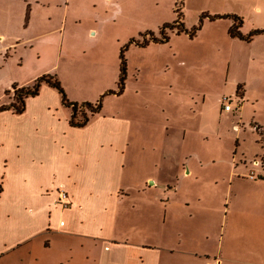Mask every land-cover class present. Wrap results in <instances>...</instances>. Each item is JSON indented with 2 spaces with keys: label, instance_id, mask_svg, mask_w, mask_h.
<instances>
[{
  "label": "rangeland",
  "instance_id": "374dc122",
  "mask_svg": "<svg viewBox=\"0 0 264 264\" xmlns=\"http://www.w3.org/2000/svg\"><path fill=\"white\" fill-rule=\"evenodd\" d=\"M47 1L49 6H37L38 18L47 15L48 28L60 29L41 38L34 48H22L17 64L38 74L34 80L54 75L67 100L82 107L78 114L84 111L89 120L81 128L68 125L77 129L74 134L84 137L103 130L99 126L105 122L121 135V143H102L109 146L117 172L106 186H96L116 204L108 237L144 245L154 263L156 257L163 260L159 264L166 260L220 264L222 258H250L257 248L252 242L256 233L248 224L255 222L248 216L254 208L240 203L245 199L236 200L233 207H237L229 213L227 196L233 171L244 169L246 180H252V174L264 181V33L255 36L253 47L231 49L229 19L207 16L237 15L245 34L264 30V0ZM178 4L186 30L203 18L195 36L190 39L188 33L167 29V41L140 46L144 39L150 40L145 32L159 38L158 29L177 19ZM122 51L123 92L108 94L118 90ZM238 56L245 59L244 65L238 64ZM239 79L242 82H234ZM42 85L46 87L33 101L46 103V110L29 107L25 116L41 113L54 118L56 125L63 114L69 120L71 107L61 102L56 89ZM237 85L244 86L243 101L235 95ZM51 95L55 106L50 104ZM100 99V113L91 115L84 104ZM224 99L232 107V118L221 119L213 111ZM92 187L81 183L89 212L95 205L89 200ZM42 226L44 233L53 228L48 222ZM56 242L61 253L64 243L59 237Z\"/></svg>",
  "mask_w": 264,
  "mask_h": 264
},
{
  "label": "crops",
  "instance_id": "0c3cea01",
  "mask_svg": "<svg viewBox=\"0 0 264 264\" xmlns=\"http://www.w3.org/2000/svg\"><path fill=\"white\" fill-rule=\"evenodd\" d=\"M49 4L50 1L47 0H0V105L11 101L5 92L10 91L13 85L30 86L38 76L30 69L23 70V65L17 63L22 57V48H34L41 38L60 29L59 25L48 28L51 19L47 15L40 20L38 18L37 6ZM229 24H232L231 20ZM228 37L231 49L239 51L250 45L253 47L255 42V37L250 42ZM262 39L264 42V37ZM63 41L64 35L61 47ZM238 58V64L244 65L245 59L240 56ZM60 60L61 54L59 63ZM241 68L244 69V66ZM57 76L62 81L58 71ZM234 82H242V79ZM45 87H40L38 95ZM244 95L243 86L241 101L244 100ZM34 98L26 99L25 109L21 114H12L10 111L0 113V264L162 262L156 257L154 263L144 245L122 243L108 237L113 230L116 204L109 201L111 196L106 190H99L96 186H106L117 168L115 165L114 170L111 165L109 146L104 147L102 143L111 140L121 143V135L112 131V126L108 127L98 119H94V122H100L99 127L105 128L82 137L74 134L73 130L77 129L68 126L65 114L60 117L57 125L54 118L51 121L41 113L37 117L25 116L29 107H36L41 111L47 107L46 103L34 102ZM202 101L205 103V96ZM56 103L57 100L51 95L50 104L55 106ZM219 104L218 101L213 109L215 114L221 119L232 118V109L224 111L223 104ZM246 177L248 175L244 169L232 172L227 201L229 213H233V209L237 207H233L236 200L245 199L240 203L248 202L254 208L248 216L255 219V222L248 224L252 225L249 229L256 233L252 242L257 248L250 254V258H222L220 264H264V181L254 178L246 180ZM82 182L94 186V191L90 194L93 197L89 199L95 202L91 212L87 210L88 200L86 202L82 197ZM154 184L155 187L159 186L157 181ZM60 185L70 201V205L65 208L56 203L57 188ZM236 186L239 188L235 189ZM44 222L53 227L46 230L47 233L41 229ZM38 227V230L32 231ZM72 236L85 240H75L73 243L67 239ZM57 237L59 242L64 243L60 247L61 253L56 251ZM43 238L47 240L41 241ZM65 250L71 254L65 253ZM211 263L206 261L204 264ZM164 264L193 263L166 260Z\"/></svg>",
  "mask_w": 264,
  "mask_h": 264
},
{
  "label": "trees",
  "instance_id": "16d2710c",
  "mask_svg": "<svg viewBox=\"0 0 264 264\" xmlns=\"http://www.w3.org/2000/svg\"><path fill=\"white\" fill-rule=\"evenodd\" d=\"M174 12L177 14V19L173 21L172 23H166L162 27L158 29V37L157 38L152 31L145 32L144 36H148L150 40L144 39L143 43L140 45L142 47L146 46L149 41H152L153 43H162L164 41H167L169 39L167 34V29L169 31H175L176 34H180L182 32L188 33L189 38H193L197 32V30L201 27L203 18H200L199 23L197 26L192 27L191 30H186L184 27L183 22L181 21L183 14L181 11V4L175 5ZM209 20H212L214 18H228L232 21L231 26L227 30V34L231 38H237L241 41L250 42L255 36L260 35L264 33V30H251L250 32L243 34L240 30L242 26V19L233 14H222L217 16H207ZM134 42V41H132ZM138 44V43H137ZM121 64L119 68V78H118V90L116 92L108 91V94L116 93L120 95L123 92V82L125 79V60L123 56V51L120 54ZM44 83L47 86L54 88L58 91V93L61 96V102L65 106H69L72 109V114L68 120V124L75 128H81L86 125V123L89 120V116L84 111H81L78 114V109L82 108L78 104H71L64 93L63 88L61 87L60 82L54 75H43L36 80L33 81L32 85L26 86V87H17L16 85H13L11 87L10 91L5 92V95L10 96V102L6 105H0V113L5 111H10L12 114H21L25 109V101L28 98H33L38 95L41 84ZM235 95L240 100L243 97V86L237 85L235 90ZM102 99V98H101ZM101 99L95 103H85L84 106L90 110L91 115H95L100 113L101 110ZM85 110V109H84Z\"/></svg>",
  "mask_w": 264,
  "mask_h": 264
},
{
  "label": "built area",
  "instance_id": "2783aa9c",
  "mask_svg": "<svg viewBox=\"0 0 264 264\" xmlns=\"http://www.w3.org/2000/svg\"><path fill=\"white\" fill-rule=\"evenodd\" d=\"M222 108H223L224 111H230L232 109L231 105L229 103H227L226 99L223 100ZM250 178H253L252 174L250 175ZM56 203L58 205H60L61 207H64V208L70 205V201H69L68 195L64 191V188H63L62 185H60L57 188V200H56Z\"/></svg>",
  "mask_w": 264,
  "mask_h": 264
}]
</instances>
